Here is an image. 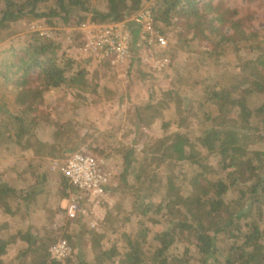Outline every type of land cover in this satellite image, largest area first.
I'll use <instances>...</instances> for the list:
<instances>
[{
  "label": "trees",
  "instance_id": "obj_1",
  "mask_svg": "<svg viewBox=\"0 0 264 264\" xmlns=\"http://www.w3.org/2000/svg\"><path fill=\"white\" fill-rule=\"evenodd\" d=\"M148 1L162 35L174 30L179 41L203 39L208 46L194 55L201 59L197 77H182L188 84H206L203 99L184 110L204 122L202 133L194 138L190 133L168 134L171 123L165 122L166 133L151 137L140 159L130 150L124 160L122 181L140 160L162 159L172 166L171 181L170 172L162 167L165 190L158 206L151 199L134 202L139 213L161 214L153 227L136 220L135 230L123 233V249L106 233L90 231L83 224L80 235L67 239L74 259L55 261L33 227L19 223L41 193L39 182L18 189L0 179V264H264V150L251 148L264 131V40L252 29L251 14L242 15V9L225 0H0V37L23 20L45 19L55 28L79 27L85 14L100 24L127 20L133 39L141 28L128 19ZM64 35L63 30H57L54 38L29 33L18 43L12 41L6 54L0 55V87L17 90L11 104L5 102L6 94L0 98V149L32 142L48 149L59 146L69 157L86 143L79 133L80 140H72L76 135L67 124L33 114L50 89L65 87L83 101L89 94L98 96L100 88L113 94L107 84H100V69L88 70L86 61L68 56ZM160 47L166 48V55L174 46ZM228 55H234L235 62L225 67L221 58ZM234 112L238 115L230 124ZM135 116L149 126L156 118L153 114L142 119L139 109ZM46 130L51 131L53 143L41 140L40 133ZM90 148L95 156L103 153L92 144ZM58 174L59 196L66 198L74 187ZM46 177L41 174L42 181ZM118 206L107 214V231ZM133 215L125 216V222ZM93 237L98 246L92 256L76 251L79 240Z\"/></svg>",
  "mask_w": 264,
  "mask_h": 264
},
{
  "label": "rangeland",
  "instance_id": "obj_2",
  "mask_svg": "<svg viewBox=\"0 0 264 264\" xmlns=\"http://www.w3.org/2000/svg\"><path fill=\"white\" fill-rule=\"evenodd\" d=\"M225 1L231 7L242 9V15L243 13L251 14L250 25L259 34V39L264 40V0ZM150 7L151 1H148L142 9H150ZM82 18L83 22H87L90 16L84 14ZM57 30L65 32L63 44L68 56L86 61L88 70L100 69L103 73L99 78L100 84H107L113 94H105L103 88H100L99 98L97 95L89 94L83 101L79 100L72 91H67L65 87L50 89L33 114L63 122L74 130L73 135L77 136L79 133L81 138H86V143L80 150L95 154L90 148L92 144L93 147L102 151L103 153L97 154V157L104 158L114 168L115 189L111 191L110 202L100 208L99 216L103 219L96 217L88 204L84 206L87 209L86 214L80 213L74 219L69 218L66 206L70 194L66 198H60L59 192L62 188L59 181L60 175L52 170V161L66 158L67 153H64L59 146L48 149L32 142L26 143L25 146L14 145L12 148L0 149V179L18 189L26 186L28 182H39L38 187L41 193L37 196L35 203L28 210H24L25 222L19 219V223L23 222L26 226L33 227V231L45 247L44 250L46 247L50 249L51 244L60 237L68 239L69 236L80 235L83 224L90 231L106 233L107 238L117 242L119 248L123 249V233L135 230L136 220L144 221L147 227H153L156 216L161 214V212L153 211L139 213L134 202H146L151 199L155 207L162 202L165 190L162 184V167L166 166L167 171L170 172L167 178L170 181L173 179L171 165L163 163L162 159H149L133 164L126 181H122L121 175L125 171L124 160L130 150H134L135 157L140 159V153L151 137L154 139L162 137L166 132L168 134L181 132L190 133L194 138L202 133L206 126L204 122H200L198 117L188 116L184 110L192 102L196 105L195 100L203 99L206 84H188L186 80H182V77H194V75L197 77L195 69L200 65L201 59L195 58L194 55L197 54V50H208V46L203 39L190 42L179 41V37L176 36L177 31L171 30L163 35L167 39V44L174 46L173 52L163 55L166 48L150 41L140 30L132 39L131 57L126 63L116 66L85 57L80 52L82 38L79 27L55 28L49 26L45 19H37L15 23L8 33H3L0 37V55L6 54L12 41L18 43L29 33L43 32L54 38ZM74 31L78 33L74 34ZM185 37L190 38V35ZM2 51L4 53H1ZM163 58H168L165 66L158 63ZM221 60L226 67L231 62H235V56H222ZM198 70L201 75L205 74L202 69ZM16 92L17 90L10 86L0 87V98L3 93L6 94L3 99L11 104ZM149 104L151 106H148ZM137 109L142 119L156 115L154 123L149 126L145 125L144 120L141 122L138 116H135ZM58 111L61 112V117L57 116ZM237 115L238 113L234 112L229 116L230 124H234ZM165 122L171 123L166 132L163 128ZM253 123L257 124L258 119L255 118ZM40 134L41 140L53 143L51 131H42ZM76 136L72 140H80ZM251 148L264 150V131L252 143ZM31 169L35 171V174L32 175ZM43 173L47 174L45 181L41 178ZM117 204L119 206L115 209L110 228L114 232L107 231L109 229L106 222L107 214ZM129 214H134L132 221L125 222L124 217ZM77 244L76 251L86 252L90 257L93 254V248L98 246V241L93 237L88 240H79ZM74 252L72 247L69 259H74ZM14 254L13 251L11 258Z\"/></svg>",
  "mask_w": 264,
  "mask_h": 264
},
{
  "label": "built area",
  "instance_id": "obj_3",
  "mask_svg": "<svg viewBox=\"0 0 264 264\" xmlns=\"http://www.w3.org/2000/svg\"><path fill=\"white\" fill-rule=\"evenodd\" d=\"M128 21H134L150 41L159 46H165L167 39L155 26L152 12L149 8L140 10ZM82 45L80 52L85 57L95 58L112 65L126 63L132 54V33L123 22L100 24L94 21L83 22L79 26ZM41 35H45L40 32ZM161 66L168 63V58L158 62ZM52 170L66 177L74 187L70 192L66 213L74 219L80 213L86 214L85 204H88L96 217L100 208L110 202L111 191L116 186V172L102 157H97L87 151H77L64 159L52 161ZM95 225V224H93ZM72 253V247L66 238H58L50 247L51 258L62 261Z\"/></svg>",
  "mask_w": 264,
  "mask_h": 264
}]
</instances>
